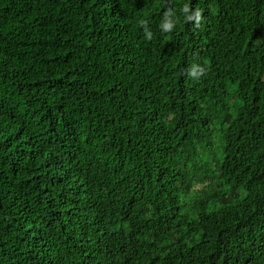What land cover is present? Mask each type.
I'll list each match as a JSON object with an SVG mask.
<instances>
[{
  "label": "trees",
  "instance_id": "1",
  "mask_svg": "<svg viewBox=\"0 0 264 264\" xmlns=\"http://www.w3.org/2000/svg\"><path fill=\"white\" fill-rule=\"evenodd\" d=\"M0 264H264V0H0Z\"/></svg>",
  "mask_w": 264,
  "mask_h": 264
}]
</instances>
